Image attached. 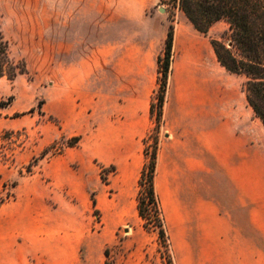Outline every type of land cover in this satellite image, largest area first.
I'll list each match as a JSON object with an SVG mask.
<instances>
[{
  "label": "crops",
  "instance_id": "1",
  "mask_svg": "<svg viewBox=\"0 0 264 264\" xmlns=\"http://www.w3.org/2000/svg\"><path fill=\"white\" fill-rule=\"evenodd\" d=\"M51 1L53 136L80 142L29 175L16 170L13 200L0 206V264H163L161 255L106 249L140 218L150 108L171 25L155 187L173 264H264V125L244 79L219 63L214 25L206 36L181 10L171 16L161 8L123 12L122 0ZM108 168L115 171L106 183ZM93 193L101 230L89 214Z\"/></svg>",
  "mask_w": 264,
  "mask_h": 264
},
{
  "label": "rangeland",
  "instance_id": "2",
  "mask_svg": "<svg viewBox=\"0 0 264 264\" xmlns=\"http://www.w3.org/2000/svg\"><path fill=\"white\" fill-rule=\"evenodd\" d=\"M55 6L51 0H0V27L9 41L11 56L16 61L24 60L28 70L27 75H18L14 80L0 77V105H7L0 107V206L13 200V188L17 185L15 173L19 167L24 175H29L40 160L60 154L64 147H73L67 145L71 139L54 140L57 122L49 114L51 63L55 57L51 49L50 27ZM75 6L80 8V5ZM122 8L123 12L132 8L147 14L163 8L171 16L179 11L171 0H122ZM227 29L224 22L215 24L212 37L230 48V44L221 38ZM160 82H163L162 75L159 77L154 103ZM153 134L154 128L145 140V148L149 150L153 145ZM148 138L152 139L150 146H147ZM44 146H48L46 150L30 159ZM36 158H39L38 162H35ZM114 171V168L103 169V181L107 183ZM89 214L95 225L93 230H101V212L94 207ZM151 218L149 210V231L143 228L140 218L118 230L114 242L106 249V255H161L163 264H171V249L159 237Z\"/></svg>",
  "mask_w": 264,
  "mask_h": 264
},
{
  "label": "trees",
  "instance_id": "3",
  "mask_svg": "<svg viewBox=\"0 0 264 264\" xmlns=\"http://www.w3.org/2000/svg\"><path fill=\"white\" fill-rule=\"evenodd\" d=\"M177 5L193 26L202 34L209 36L210 29L219 22L228 25L221 38L230 44L212 39L219 63L227 72L244 79L243 92L249 106L264 125V0H171ZM174 27L171 25L164 48V56L159 57V77L162 75L161 94L157 104H151L150 115L156 123L151 150L145 148L144 165L137 196L138 213L143 228L149 231L147 212L158 229L159 237L170 247L161 202L156 192L155 178L163 110L165 105L168 79L171 71ZM24 60L16 61L11 56L9 41L0 27V77L14 80L18 75H27ZM7 105H0L6 107ZM80 138L71 139L67 145L75 146ZM44 155L41 156V159ZM39 158L35 159L38 162ZM31 172V169H28ZM96 207V200L93 198ZM173 264L172 257L170 259ZM106 264H110L107 262Z\"/></svg>",
  "mask_w": 264,
  "mask_h": 264
},
{
  "label": "built area",
  "instance_id": "4",
  "mask_svg": "<svg viewBox=\"0 0 264 264\" xmlns=\"http://www.w3.org/2000/svg\"><path fill=\"white\" fill-rule=\"evenodd\" d=\"M160 86L162 87V83L161 82H160ZM160 94H161V89H159V92H158L157 97H156V100H155V104H157L158 98H159ZM151 143H152V139L151 138H148V145L147 146H150Z\"/></svg>",
  "mask_w": 264,
  "mask_h": 264
},
{
  "label": "water",
  "instance_id": "5",
  "mask_svg": "<svg viewBox=\"0 0 264 264\" xmlns=\"http://www.w3.org/2000/svg\"><path fill=\"white\" fill-rule=\"evenodd\" d=\"M161 12H165V10L163 8L160 9ZM230 46V45H229Z\"/></svg>",
  "mask_w": 264,
  "mask_h": 264
}]
</instances>
